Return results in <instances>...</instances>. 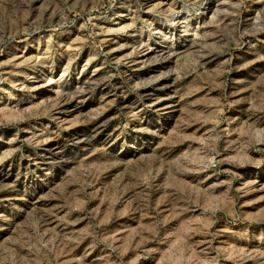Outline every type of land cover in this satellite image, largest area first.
<instances>
[{
    "label": "rangeland",
    "instance_id": "1",
    "mask_svg": "<svg viewBox=\"0 0 264 264\" xmlns=\"http://www.w3.org/2000/svg\"><path fill=\"white\" fill-rule=\"evenodd\" d=\"M0 264H264V0H0Z\"/></svg>",
    "mask_w": 264,
    "mask_h": 264
},
{
    "label": "bare ground",
    "instance_id": "2",
    "mask_svg": "<svg viewBox=\"0 0 264 264\" xmlns=\"http://www.w3.org/2000/svg\"><path fill=\"white\" fill-rule=\"evenodd\" d=\"M117 25V24H116Z\"/></svg>",
    "mask_w": 264,
    "mask_h": 264
}]
</instances>
